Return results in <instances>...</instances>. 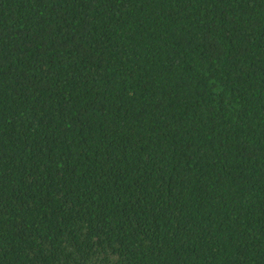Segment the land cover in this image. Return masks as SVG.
<instances>
[{
    "label": "trees",
    "instance_id": "1",
    "mask_svg": "<svg viewBox=\"0 0 264 264\" xmlns=\"http://www.w3.org/2000/svg\"><path fill=\"white\" fill-rule=\"evenodd\" d=\"M0 264H264V0H0Z\"/></svg>",
    "mask_w": 264,
    "mask_h": 264
}]
</instances>
